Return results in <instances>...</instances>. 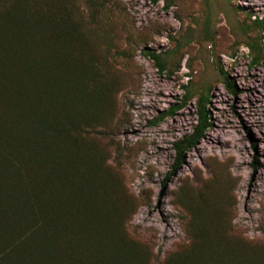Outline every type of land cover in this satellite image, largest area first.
I'll list each match as a JSON object with an SVG mask.
<instances>
[{
	"label": "rangeland",
	"instance_id": "1",
	"mask_svg": "<svg viewBox=\"0 0 264 264\" xmlns=\"http://www.w3.org/2000/svg\"><path fill=\"white\" fill-rule=\"evenodd\" d=\"M61 2L112 83L107 125L80 140L108 158L124 225L150 264L187 244L204 217L264 242V0ZM201 96L212 126L173 169V143L197 124Z\"/></svg>",
	"mask_w": 264,
	"mask_h": 264
},
{
	"label": "trees",
	"instance_id": "2",
	"mask_svg": "<svg viewBox=\"0 0 264 264\" xmlns=\"http://www.w3.org/2000/svg\"><path fill=\"white\" fill-rule=\"evenodd\" d=\"M79 25L61 0H0V264H150L108 158L80 140L107 125L112 83ZM146 54L162 71L160 53ZM206 102L173 143V169L212 126ZM160 264H264V242L204 217Z\"/></svg>",
	"mask_w": 264,
	"mask_h": 264
},
{
	"label": "bare ground",
	"instance_id": "3",
	"mask_svg": "<svg viewBox=\"0 0 264 264\" xmlns=\"http://www.w3.org/2000/svg\"><path fill=\"white\" fill-rule=\"evenodd\" d=\"M251 187L254 188L255 187V182L250 183Z\"/></svg>",
	"mask_w": 264,
	"mask_h": 264
}]
</instances>
